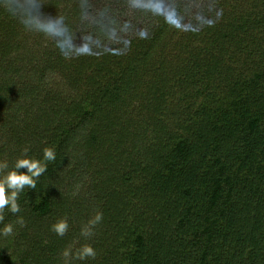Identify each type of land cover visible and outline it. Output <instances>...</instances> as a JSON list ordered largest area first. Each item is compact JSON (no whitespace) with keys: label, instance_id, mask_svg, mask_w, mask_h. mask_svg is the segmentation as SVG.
Masks as SVG:
<instances>
[{"label":"trees","instance_id":"16d2710c","mask_svg":"<svg viewBox=\"0 0 264 264\" xmlns=\"http://www.w3.org/2000/svg\"><path fill=\"white\" fill-rule=\"evenodd\" d=\"M18 3L0 0V180L47 171L0 210V264H86L100 244L102 264H264V0ZM126 103L147 160L123 148ZM99 159L123 164L106 191Z\"/></svg>","mask_w":264,"mask_h":264},{"label":"clouds","instance_id":"9594fccd","mask_svg":"<svg viewBox=\"0 0 264 264\" xmlns=\"http://www.w3.org/2000/svg\"><path fill=\"white\" fill-rule=\"evenodd\" d=\"M5 7L11 11L13 15H15L17 11L27 14L30 10V5L27 3V0H19V3L15 6L5 5ZM21 23H26V21L21 20ZM38 27L49 34H57L59 32L58 27L52 24H39ZM55 158L53 150L45 149V161H54ZM22 168H27L28 171L26 174H18L17 171H11L6 177H4L3 180H0V210H2L5 206L10 205V210L13 213L18 212L19 206L16 201L19 193L25 186H29L34 189L36 187L35 178H38L41 174L47 171L46 165L42 164L40 161L30 159L18 160L16 163V169L19 170ZM9 190H11L10 195L8 194ZM65 228L66 224L64 223L55 226V230H57L61 235H63ZM4 231L5 233H10L12 231L11 226H6Z\"/></svg>","mask_w":264,"mask_h":264},{"label":"rangeland","instance_id":"374dc122","mask_svg":"<svg viewBox=\"0 0 264 264\" xmlns=\"http://www.w3.org/2000/svg\"><path fill=\"white\" fill-rule=\"evenodd\" d=\"M116 108V107H115ZM118 112L120 114H123L125 117L123 118L124 124H122V127L125 128V130H128V134L130 135L129 138H125L121 141H124V149H128V152H131V150L135 149L136 151V156H134V158H140V159H145L147 160L148 157V152H147V148H149L150 143H148L147 141L152 139V135H151V130H148L147 128L144 127V121H145V114L141 113L140 114L136 111V105L135 104H130V103H126L124 104V106H120L118 109ZM130 120L128 125L126 124V121ZM129 128V129H128ZM126 130V131H127ZM262 131L264 132V127H262ZM147 133V134H146ZM260 136H262L260 134ZM117 138V137H116ZM119 140V139H116ZM126 140V141H125ZM106 161H100V159L98 161L95 162L94 165V169L95 170H99L100 172L105 173V177H99L96 175V177H98V181L99 182H106L105 185H108L106 187H103V189L109 190L110 188V182L107 181L110 176H115L117 174H121L122 172V165L123 164H119V163H115L113 165H107L105 163ZM93 169V170H94ZM121 181V180H120ZM122 183V182H121ZM111 191H108L109 194H107L102 203L103 205H106L108 207H110V194L116 193L117 189L114 190V188H116V183L112 182L111 184ZM114 205V204H112ZM102 244H100V248L94 250L91 253V258L89 260L88 263L86 264H102L103 259L105 258L104 256V249H102L101 247ZM83 262V261H82Z\"/></svg>","mask_w":264,"mask_h":264}]
</instances>
